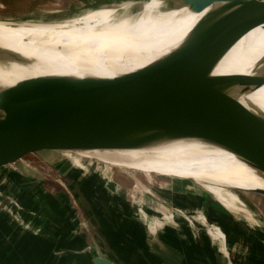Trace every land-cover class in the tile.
I'll list each match as a JSON object with an SVG mask.
<instances>
[{
	"label": "water",
	"instance_id": "95a60500",
	"mask_svg": "<svg viewBox=\"0 0 264 264\" xmlns=\"http://www.w3.org/2000/svg\"><path fill=\"white\" fill-rule=\"evenodd\" d=\"M175 1L195 12L207 11L164 57L112 79L59 75L34 79L25 89L18 85L2 91L0 169L35 152L79 154L80 150L136 148L165 139L198 137L264 172V115L232 95L235 87L246 91L264 84V71L213 73L241 36L264 24V0ZM73 162L81 165L77 158ZM128 172L134 190L169 183L159 178L194 182ZM59 183L75 203L71 191ZM92 261L116 264L101 254Z\"/></svg>",
	"mask_w": 264,
	"mask_h": 264
},
{
	"label": "rangeland",
	"instance_id": "374dc122",
	"mask_svg": "<svg viewBox=\"0 0 264 264\" xmlns=\"http://www.w3.org/2000/svg\"><path fill=\"white\" fill-rule=\"evenodd\" d=\"M163 1L171 7L177 5L175 0ZM143 2L149 0H0V19L65 21L108 4L113 8L103 11L112 16L113 12L138 11ZM121 22L122 19L111 22L112 33L116 31L115 25ZM78 71L74 61L68 60L35 73L40 77H83L76 74ZM15 76L28 81L34 73ZM208 147L204 142L186 146L170 155L144 153L140 155L143 157L132 158L131 163L124 155L130 165L128 170L115 165L112 158H89L75 152H35L0 169V264H93L92 259L97 254L116 264H129L124 260L125 255H119L114 247L105 246L103 251L99 247L102 240L90 235L98 228L102 233V211L110 209L115 201L133 209L126 214L128 218L146 223L150 221L147 217L151 216L148 208L158 215L155 216L158 223H164L172 219L170 214H175L177 205L181 211L177 216L186 217L194 236L205 229L208 237L218 242L222 240L218 238L217 229L208 227L207 222L196 218L197 215L188 216L182 208L196 203L206 208L212 203L217 207L213 215L219 221L233 220L244 228L255 227L257 232L252 230L264 240V195L245 180L242 181V192L234 183L235 180L240 183L239 178L233 176L218 154ZM75 158L81 165L73 162ZM149 167L153 174L191 179L195 183L159 178L169 183L148 184L147 191L130 189L133 181L128 171L145 174L143 170ZM136 175L145 181L142 174L137 172ZM60 180L73 194L75 203L66 195ZM159 203L167 210L164 211ZM173 217L176 218V214ZM89 238L93 239V246L83 242ZM238 238L234 232L230 233L229 243L223 240L218 249L225 264H241L242 257L250 256L251 260L252 255L262 258V262L256 264H264V250L254 249L251 241L248 242L250 239Z\"/></svg>",
	"mask_w": 264,
	"mask_h": 264
},
{
	"label": "bare ground",
	"instance_id": "6f19581e",
	"mask_svg": "<svg viewBox=\"0 0 264 264\" xmlns=\"http://www.w3.org/2000/svg\"><path fill=\"white\" fill-rule=\"evenodd\" d=\"M104 8L112 9L113 6H101L99 10L65 21L0 19V93L18 85L25 89L32 80L47 78L40 77L36 71L68 60L74 61L79 69L76 74L83 77L112 79L140 69L177 48L207 11L195 12L183 4L171 7L163 0H149L143 2L138 11L113 12L112 16L105 13ZM118 19L122 22L115 25L116 31L112 33L111 22ZM22 70L34 76L28 81L15 76L16 71ZM262 71L264 24L241 36L213 68L216 75H254ZM232 95L264 115V84L246 91L235 87ZM3 115L0 106V117ZM204 142L218 154L224 167L239 178L240 183L238 180L234 183L242 192L243 180L259 192L264 191V172L228 149L198 137L165 139L136 148L91 149L78 153L107 159H114V153H121L131 163L132 158L143 157L140 155L144 153L170 155Z\"/></svg>",
	"mask_w": 264,
	"mask_h": 264
},
{
	"label": "crops",
	"instance_id": "0c3cea01",
	"mask_svg": "<svg viewBox=\"0 0 264 264\" xmlns=\"http://www.w3.org/2000/svg\"><path fill=\"white\" fill-rule=\"evenodd\" d=\"M28 73V71L24 70L15 72L19 76H27ZM113 155L114 164L128 170L130 165L127 164V159L123 157L124 155L121 153H114ZM151 169L149 167L143 170L146 177H150L153 174ZM161 203H159L160 206H162ZM113 206L102 211L104 213L101 219L102 233L98 231V228L90 235L97 237L99 241L102 240L99 243V247H102L103 251L106 249L105 246L114 247L119 255H125L124 260L129 264H225V259L220 256L218 249L221 248L223 240L229 243L227 239H229L230 233L233 232L239 236L238 239H250L248 242L251 241L250 243L254 249L264 250V240L256 234L257 230L255 227H250L251 229L244 228V225L233 220L227 222L219 221L213 215V212L217 211V207L212 205V203H209L206 208L202 207L200 203L192 206L185 205L182 208L188 216L197 215L196 218L200 217V219L207 222L208 227L217 229L218 233H220L218 238L222 240L218 242L212 241L205 229H201L199 235L194 236L190 231L191 227L186 223V217L177 216L181 213L177 205L175 206V211H173L177 219L173 217L175 214L171 213L172 219L164 223H161V221L160 223L157 222V217L155 216L158 215L151 208L147 209L150 211L151 216L147 217L148 221H150L146 223L126 216L128 211L132 209L128 207V204L115 201ZM162 207L164 208V206ZM117 209H121V211ZM165 210L167 209L164 208ZM196 218H194V222H196ZM200 224L199 226H201ZM83 242L87 246L94 245L92 238H89V241L83 239ZM249 257H240L241 264L262 262V258L258 255H252L251 260H249Z\"/></svg>",
	"mask_w": 264,
	"mask_h": 264
},
{
	"label": "built area",
	"instance_id": "2783aa9c",
	"mask_svg": "<svg viewBox=\"0 0 264 264\" xmlns=\"http://www.w3.org/2000/svg\"><path fill=\"white\" fill-rule=\"evenodd\" d=\"M138 210H140V209L138 208Z\"/></svg>",
	"mask_w": 264,
	"mask_h": 264
}]
</instances>
